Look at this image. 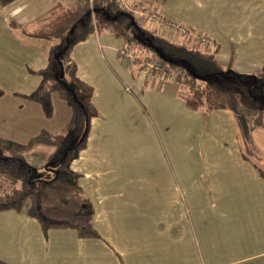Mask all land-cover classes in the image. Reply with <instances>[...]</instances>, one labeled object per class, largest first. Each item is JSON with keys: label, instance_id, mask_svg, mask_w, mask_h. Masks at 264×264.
<instances>
[{"label": "crops", "instance_id": "crops-1", "mask_svg": "<svg viewBox=\"0 0 264 264\" xmlns=\"http://www.w3.org/2000/svg\"><path fill=\"white\" fill-rule=\"evenodd\" d=\"M73 1L13 0L0 7V80L11 81L0 84V137L24 143L41 129L59 131L68 120L69 109L55 94L51 118L38 102L16 94L31 91L36 78L15 79L47 63L49 41L27 33L38 28V17ZM128 1L133 12L149 8L206 36L218 63L239 75L264 63V0ZM144 26L162 34L149 21ZM164 37L179 40L175 33ZM122 47L119 37L91 32L70 53L77 76L92 87L97 112L70 167L80 175L98 236L44 230L24 211L0 210V260L264 264V178L258 171L264 172V158L247 151L230 110L187 108L171 76L146 78L137 61L119 57ZM252 140L264 153V115Z\"/></svg>", "mask_w": 264, "mask_h": 264}, {"label": "trees", "instance_id": "trees-1", "mask_svg": "<svg viewBox=\"0 0 264 264\" xmlns=\"http://www.w3.org/2000/svg\"><path fill=\"white\" fill-rule=\"evenodd\" d=\"M13 0H0V7ZM38 28L27 32L49 41L47 63L36 70L40 80L28 93H16L38 102L45 117L53 115L55 94L69 109V118L56 132L41 129L26 142L0 137V210L24 211L44 230L71 228L81 237H97L92 225L93 209L80 184V175L70 167L86 145L92 105V87L79 79L70 57L72 47L91 32L119 37L133 54L132 63L151 54L164 64L163 78L178 83L179 96L192 110L228 109L240 129L247 151L264 158L252 140V131L263 124L264 63L257 72L239 75L221 66L215 49L200 46L191 37H164L157 28L138 22L131 10L116 0L58 2L36 20ZM23 30V29H22ZM25 30V29H24ZM154 75L148 71L146 78ZM245 84V85H244ZM248 86V87H247ZM3 91L0 89V96ZM31 157L52 171L49 179L33 177ZM264 178V172L258 170ZM0 264H8L0 260Z\"/></svg>", "mask_w": 264, "mask_h": 264}, {"label": "built area", "instance_id": "built-area-1", "mask_svg": "<svg viewBox=\"0 0 264 264\" xmlns=\"http://www.w3.org/2000/svg\"><path fill=\"white\" fill-rule=\"evenodd\" d=\"M117 5L121 9L131 10V4L128 0H116ZM135 15L137 20L141 24H145L146 22H150L155 27H158L163 36L171 33H175L178 35H184L187 37H191L193 41L200 44L202 47L211 48L212 43L208 38L202 34L193 33L190 26L180 23L179 21H175L168 16L159 14L158 12L151 10L149 8L140 7L135 10ZM119 57L126 63L129 64L132 61L133 54L131 51L127 50L125 47L119 49ZM143 65V69L145 71H153V77L158 78L162 77L164 74V64L156 59L155 54H151L146 58H143L141 61ZM172 74L170 73V76Z\"/></svg>", "mask_w": 264, "mask_h": 264}, {"label": "rangeland", "instance_id": "rangeland-1", "mask_svg": "<svg viewBox=\"0 0 264 264\" xmlns=\"http://www.w3.org/2000/svg\"><path fill=\"white\" fill-rule=\"evenodd\" d=\"M147 28H149L148 26H146ZM161 34V33H160ZM147 57V56H146ZM18 65V64H17ZM22 69H26V65L23 63H20ZM19 65V66H20ZM34 78L37 79V83L40 80V77L36 74L33 73L31 70L26 69V73L22 74V75H18V77L15 79L19 84L27 82V80H34ZM11 81H2L0 80V84H4V86H6L5 84H9ZM245 85V84H244ZM248 87V86H247ZM30 162L32 163V165L34 166L33 168V177L34 178H39V179H49L51 178V176L53 175L52 171L49 170L48 168H45L44 166H40L41 162L40 159L37 157H31L30 158Z\"/></svg>", "mask_w": 264, "mask_h": 264}]
</instances>
